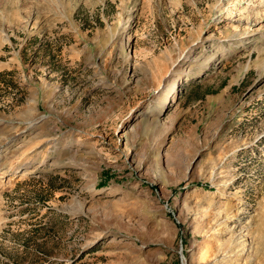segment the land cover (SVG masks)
Masks as SVG:
<instances>
[{"label":"rangeland","instance_id":"1","mask_svg":"<svg viewBox=\"0 0 264 264\" xmlns=\"http://www.w3.org/2000/svg\"><path fill=\"white\" fill-rule=\"evenodd\" d=\"M0 264H264V0H0Z\"/></svg>","mask_w":264,"mask_h":264},{"label":"bare ground","instance_id":"2","mask_svg":"<svg viewBox=\"0 0 264 264\" xmlns=\"http://www.w3.org/2000/svg\"><path fill=\"white\" fill-rule=\"evenodd\" d=\"M188 49H185L184 51L186 52ZM184 52V53H185ZM185 56H186V53L184 54ZM184 56V57H185ZM176 80L175 79H172V83L170 84L171 86H175V84H176V82H175ZM175 88V87H174ZM162 97V96H161ZM160 100V99H159ZM162 101V100H161ZM158 102H160V101H158ZM163 103V102H162ZM50 146H48V148H49ZM42 152V150L39 152V154ZM12 165V164H11ZM13 166V165H12Z\"/></svg>","mask_w":264,"mask_h":264}]
</instances>
